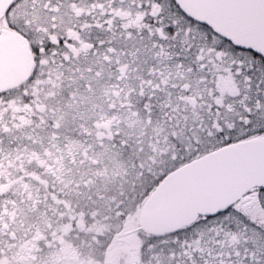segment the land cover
Listing matches in <instances>:
<instances>
[{"label": "snow or ice", "instance_id": "1", "mask_svg": "<svg viewBox=\"0 0 264 264\" xmlns=\"http://www.w3.org/2000/svg\"><path fill=\"white\" fill-rule=\"evenodd\" d=\"M8 60L0 264H264V0H0Z\"/></svg>", "mask_w": 264, "mask_h": 264}, {"label": "rangeland", "instance_id": "2", "mask_svg": "<svg viewBox=\"0 0 264 264\" xmlns=\"http://www.w3.org/2000/svg\"><path fill=\"white\" fill-rule=\"evenodd\" d=\"M30 217L31 213H28L23 217V219L27 222L28 220H30ZM59 227L62 228L63 226L61 225ZM94 227L96 231H105L112 226L109 224H104L102 222H97V225H95ZM34 240L35 237H33L32 243H21V246L26 245L27 247V251L25 252L26 254L21 257L25 259L24 264H32L29 257L32 255L31 247L35 246ZM18 253L19 251L16 249V251L13 253L14 257L20 255ZM64 253H67L69 255L72 264H98L97 261L92 260V250L86 246V242L83 239H81L78 243L74 242L72 239L63 241L61 248L54 249L52 252L46 253L44 255V257L42 258L43 263L50 264L54 258H60Z\"/></svg>", "mask_w": 264, "mask_h": 264}, {"label": "flooded vegetation", "instance_id": "3", "mask_svg": "<svg viewBox=\"0 0 264 264\" xmlns=\"http://www.w3.org/2000/svg\"><path fill=\"white\" fill-rule=\"evenodd\" d=\"M17 250L19 251L18 254L20 255L14 257V255L12 254V259L10 264H24L25 259L21 257H23L26 254L25 253L27 251L26 245L21 246L20 244ZM40 264H44L43 259H41ZM50 264H72V263L70 261L69 255L67 253L66 254L64 253L63 255H61L60 258H54Z\"/></svg>", "mask_w": 264, "mask_h": 264}, {"label": "water", "instance_id": "4", "mask_svg": "<svg viewBox=\"0 0 264 264\" xmlns=\"http://www.w3.org/2000/svg\"><path fill=\"white\" fill-rule=\"evenodd\" d=\"M18 66L13 60L0 65V82H11L18 75Z\"/></svg>", "mask_w": 264, "mask_h": 264}]
</instances>
